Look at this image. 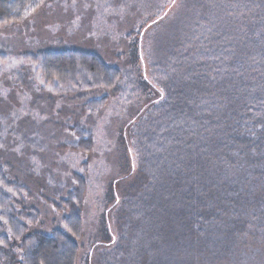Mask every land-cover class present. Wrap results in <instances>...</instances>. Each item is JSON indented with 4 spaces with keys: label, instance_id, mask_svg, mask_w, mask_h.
Masks as SVG:
<instances>
[{
    "label": "trees",
    "instance_id": "obj_1",
    "mask_svg": "<svg viewBox=\"0 0 264 264\" xmlns=\"http://www.w3.org/2000/svg\"><path fill=\"white\" fill-rule=\"evenodd\" d=\"M44 1L0 0V27ZM185 3L189 14L175 11L170 27L162 19L167 10L158 14L157 24L168 28L156 57L143 55L134 42L135 72L123 73V80L92 52L28 57L54 93L81 100L87 92H104L86 101L89 112L120 83L123 99L128 90L141 105L125 126L123 262L109 255L104 262L101 254L95 264H264V0ZM145 29L139 31L144 39L152 37ZM74 131L78 140L64 145L88 152L90 135ZM16 137L24 140L0 142V264H79L84 179L73 175L64 193L33 184L61 216L59 225L40 230L39 199L30 194L21 159L25 146L38 145ZM45 181L53 185L52 178ZM101 224L82 264H92V252L111 244L104 241L110 238L105 219Z\"/></svg>",
    "mask_w": 264,
    "mask_h": 264
},
{
    "label": "rangeland",
    "instance_id": "obj_2",
    "mask_svg": "<svg viewBox=\"0 0 264 264\" xmlns=\"http://www.w3.org/2000/svg\"><path fill=\"white\" fill-rule=\"evenodd\" d=\"M171 1L45 0L22 20L0 27V117L5 121H0V130L2 123L6 128L5 133L0 132V142L8 146L14 140H24L16 137L19 134L39 146H25L27 153L21 155L34 198H38L36 192L39 191L35 183L49 191L62 188L64 193L73 175L84 179L83 249L79 253V264L86 256L90 239L102 234V219L110 234L104 241L111 244L95 249L90 260L95 264L102 254L104 262L111 258L114 262L117 259L123 262V228L119 229V222H123L122 193L127 185L124 143L130 140L125 126L141 105L137 103L138 96L128 90H124L127 100L123 99V83H120L118 92L105 93L107 100L99 110L89 112L84 109L86 101L100 98L104 92H87L81 100L75 99L73 94L54 93L45 86L37 67L31 65L28 57L37 52H92L120 70L123 80V73L130 76L135 72L132 65L134 42L141 44L143 55L156 57L157 43L167 26L173 24L175 11L189 14L191 5L187 7L186 0H176L170 6ZM164 10L167 13L162 19L167 26H159L157 17ZM144 28L149 29L152 37L144 39L139 32ZM132 97H136L135 101ZM75 127L90 135L92 147L88 152L64 145L78 140ZM30 154L32 158L28 159ZM49 177L53 185L45 181ZM111 194L113 199H109ZM41 200H38L39 221L44 226L39 229L49 230L52 225H59L61 216L52 204Z\"/></svg>",
    "mask_w": 264,
    "mask_h": 264
}]
</instances>
